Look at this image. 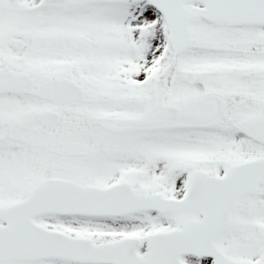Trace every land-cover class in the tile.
Instances as JSON below:
<instances>
[{
	"label": "snow or ice",
	"instance_id": "obj_1",
	"mask_svg": "<svg viewBox=\"0 0 264 264\" xmlns=\"http://www.w3.org/2000/svg\"><path fill=\"white\" fill-rule=\"evenodd\" d=\"M0 264H264V0H0Z\"/></svg>",
	"mask_w": 264,
	"mask_h": 264
}]
</instances>
